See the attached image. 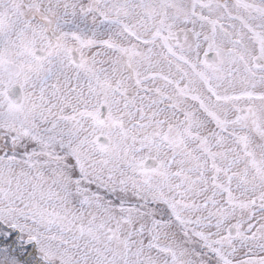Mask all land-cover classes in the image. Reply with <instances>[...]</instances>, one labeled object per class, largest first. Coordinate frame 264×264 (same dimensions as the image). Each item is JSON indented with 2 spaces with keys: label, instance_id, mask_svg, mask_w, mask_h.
<instances>
[{
  "label": "snow or ice",
  "instance_id": "snow-or-ice-1",
  "mask_svg": "<svg viewBox=\"0 0 264 264\" xmlns=\"http://www.w3.org/2000/svg\"><path fill=\"white\" fill-rule=\"evenodd\" d=\"M0 264H264V0H0Z\"/></svg>",
  "mask_w": 264,
  "mask_h": 264
}]
</instances>
